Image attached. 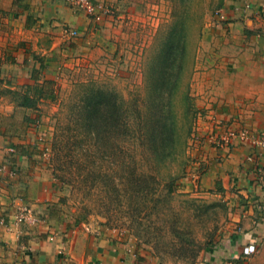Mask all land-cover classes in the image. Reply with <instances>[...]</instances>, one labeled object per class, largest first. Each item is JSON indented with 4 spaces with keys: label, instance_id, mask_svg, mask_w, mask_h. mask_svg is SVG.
Returning <instances> with one entry per match:
<instances>
[{
    "label": "rangeland",
    "instance_id": "rangeland-1",
    "mask_svg": "<svg viewBox=\"0 0 264 264\" xmlns=\"http://www.w3.org/2000/svg\"><path fill=\"white\" fill-rule=\"evenodd\" d=\"M93 1L101 19L85 13L72 48L49 57L32 89L0 71L2 123L41 163L65 222L127 236L148 264H209L228 231V202L190 178L201 141L216 136L210 124L228 127L207 113L215 100L197 72L204 32L226 0ZM138 116L149 132L166 122L170 158L150 148Z\"/></svg>",
    "mask_w": 264,
    "mask_h": 264
},
{
    "label": "crops",
    "instance_id": "crops-1",
    "mask_svg": "<svg viewBox=\"0 0 264 264\" xmlns=\"http://www.w3.org/2000/svg\"><path fill=\"white\" fill-rule=\"evenodd\" d=\"M219 13L202 37L204 62L197 72L215 100L207 113L228 127L215 126L217 121L210 126L215 134L243 128L264 134V0H226ZM87 24L85 12L70 0H0L2 77L32 89L38 69L43 72L60 47L63 53L71 49ZM38 81L34 85L44 94L45 80ZM2 117L0 110V264H148L145 251L127 236L74 227L58 215L41 163ZM201 142L190 179L219 192L230 212L209 264H264V144L219 145L212 135ZM22 215L26 219L16 225ZM250 245L256 250L244 254Z\"/></svg>",
    "mask_w": 264,
    "mask_h": 264
},
{
    "label": "built area",
    "instance_id": "built-area-1",
    "mask_svg": "<svg viewBox=\"0 0 264 264\" xmlns=\"http://www.w3.org/2000/svg\"><path fill=\"white\" fill-rule=\"evenodd\" d=\"M71 4L74 8H76L78 11H83L86 14H92L94 13L96 17L101 19L102 17V10H104V7L102 4H98L97 2H94L93 0H70ZM227 136H223V133L216 134L215 139L217 141H220L219 145H221V141H225L228 143V145H231L236 140H239L241 143H247L249 142L253 146H262L264 144V134L258 133V134H252L248 129H230L224 132ZM248 159H254V156H249ZM16 172H11V175H16ZM26 219L25 216H19L16 219V225H20L24 222ZM4 220H2V223ZM50 238L53 239V236L50 235ZM214 248V247H213ZM256 250V247L254 245H250L244 248V254H249ZM224 264H231L230 262H225Z\"/></svg>",
    "mask_w": 264,
    "mask_h": 264
},
{
    "label": "trees",
    "instance_id": "trees-1",
    "mask_svg": "<svg viewBox=\"0 0 264 264\" xmlns=\"http://www.w3.org/2000/svg\"><path fill=\"white\" fill-rule=\"evenodd\" d=\"M185 48V47H184ZM121 117L119 119V121L121 122V124H125L126 122V115L123 113L121 114ZM138 119H136V126L138 127V132L140 134H142V136H144V138L146 139V141H149L151 144L150 148L153 147V150L157 151L159 150V147L162 146L163 149H167V156L165 157H171L170 155L173 154L172 149H168L166 146H170L172 147V143H174V139L170 138V136L168 135V132L165 133V129L164 127L167 125L165 121H161V120H156L157 124L159 125V129L156 132H149V124H147V120H145L143 117H137ZM149 129V131L147 130ZM143 130V131H142ZM142 131V132H140ZM165 142V143H163Z\"/></svg>",
    "mask_w": 264,
    "mask_h": 264
}]
</instances>
